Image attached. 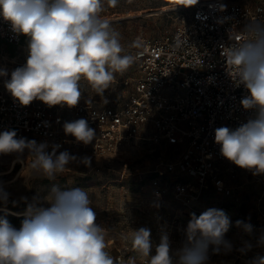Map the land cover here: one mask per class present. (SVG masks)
Listing matches in <instances>:
<instances>
[{
    "label": "clouds",
    "instance_id": "9594fccd",
    "mask_svg": "<svg viewBox=\"0 0 264 264\" xmlns=\"http://www.w3.org/2000/svg\"><path fill=\"white\" fill-rule=\"evenodd\" d=\"M197 2L188 0L185 6ZM107 3L114 7L117 0ZM103 12L104 0H0V17L12 33L27 38L26 61L11 71L4 85L13 99L25 107L39 100L50 108H73L80 102L82 81L103 98L116 74L123 75L136 59L122 54L121 34ZM241 32L242 42L223 47L222 54L235 85L247 91L242 108L253 115L235 129L216 128L214 140L223 158L258 176L264 175V21H250ZM8 75L0 68V76ZM63 131L84 145L96 139L84 118L65 122ZM61 147L17 138L15 130L0 132V154L22 156L27 151L33 179L55 180L72 164L91 166L90 157ZM9 196L7 182L0 180V203L6 204ZM45 201L48 207L29 205L19 229L0 217V264H116L86 191L53 187ZM231 225L224 210L209 208L198 217L191 214L183 245L174 254L166 231L154 253L146 227L132 230L131 245L143 264H208L210 249H231L224 238ZM236 226L252 230L244 221H236ZM128 264H136V258H129ZM251 264H264V257L253 258Z\"/></svg>",
    "mask_w": 264,
    "mask_h": 264
},
{
    "label": "built area",
    "instance_id": "2783aa9c",
    "mask_svg": "<svg viewBox=\"0 0 264 264\" xmlns=\"http://www.w3.org/2000/svg\"><path fill=\"white\" fill-rule=\"evenodd\" d=\"M255 20L264 21V2L198 0L173 31L144 39L133 50L137 76L123 81L130 92L121 100L79 102L73 108H50L35 100L25 107L0 91V132L15 130L17 138L60 144L61 151L78 145L91 157H114L139 141L165 147L174 157H159L149 171L151 199L160 205L170 196L186 212H196L202 192L227 191L221 174L233 175L239 168L220 155L215 129H235L253 113L241 106L247 91L229 75L222 49L242 42L243 27ZM0 38L27 47L26 37L12 33L2 17ZM80 118L95 129L96 139L89 145L63 131L65 122ZM132 251L129 245L117 248L116 264H128Z\"/></svg>",
    "mask_w": 264,
    "mask_h": 264
},
{
    "label": "rangeland",
    "instance_id": "374dc122",
    "mask_svg": "<svg viewBox=\"0 0 264 264\" xmlns=\"http://www.w3.org/2000/svg\"><path fill=\"white\" fill-rule=\"evenodd\" d=\"M187 2L188 0H117L113 7L104 0L102 15L120 32L124 48L122 54L132 55L142 40L169 33L183 19H187L191 11V6H185ZM26 57L27 47L10 46L0 38V68L7 69L9 73L8 76H0L1 92L11 95L4 86L5 81L10 79L12 70L25 63ZM136 76L137 70L133 63L123 75L116 74L103 98L92 92L86 81H82L80 102L101 105L106 99L121 100L130 92V88L124 86L123 81ZM66 150L77 156L90 157L91 166L72 164L64 175L55 180L33 179L26 166L27 151L22 156L16 153L0 154V180L7 182V191L10 193L8 202L0 203V217L6 218L12 226L19 229L23 219L11 221L10 216H25L23 212L28 210L29 205L48 207L45 197L53 187L61 191L84 190L88 193L90 206L97 215L96 222L106 229V250L114 258L117 248L122 245L132 247V230L140 227L150 229L153 253L155 245L160 241L161 232L166 231L174 254L183 245V230L191 214L195 213L198 217L205 210L216 208L224 210L232 221L224 237L230 242L231 249H222L218 253H213L210 249L208 264H251L253 258L264 257V175L254 176L241 168L233 175L224 172L221 177L228 190L219 193L209 188L202 192L196 202L198 211L186 212L181 203L170 196L164 197L159 205L153 203L149 194V171L154 168L159 157H174L167 148L139 141L127 146L114 157H91L78 145ZM8 170L10 171L5 173ZM163 179L166 180V175ZM9 210L21 214H14ZM154 210H157L156 214ZM238 220L250 224L252 230L245 231L242 227H237ZM127 256L135 257L136 264L142 260L134 250Z\"/></svg>",
    "mask_w": 264,
    "mask_h": 264
},
{
    "label": "trees",
    "instance_id": "16d2710c",
    "mask_svg": "<svg viewBox=\"0 0 264 264\" xmlns=\"http://www.w3.org/2000/svg\"><path fill=\"white\" fill-rule=\"evenodd\" d=\"M25 44H27V38L24 39L23 41ZM25 216H10V220L11 221H17V220H21L24 219Z\"/></svg>",
    "mask_w": 264,
    "mask_h": 264
},
{
    "label": "bare ground",
    "instance_id": "6f19581e",
    "mask_svg": "<svg viewBox=\"0 0 264 264\" xmlns=\"http://www.w3.org/2000/svg\"><path fill=\"white\" fill-rule=\"evenodd\" d=\"M20 161V160H19ZM10 170H8V171H5V173H8ZM2 173V172H1ZM0 173V174H1ZM8 210V209H7ZM10 212H12V213H14V214H21V213H16L15 211H12V210H9ZM23 213H26V212H23Z\"/></svg>",
    "mask_w": 264,
    "mask_h": 264
}]
</instances>
